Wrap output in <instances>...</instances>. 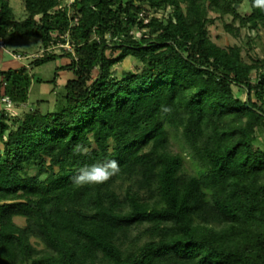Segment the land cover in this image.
<instances>
[{
    "label": "trees",
    "instance_id": "16d2710c",
    "mask_svg": "<svg viewBox=\"0 0 264 264\" xmlns=\"http://www.w3.org/2000/svg\"><path fill=\"white\" fill-rule=\"evenodd\" d=\"M240 3L24 0L18 19L0 0V40L37 38L45 52L0 69V264H264V56L246 61L208 30L210 12L232 14L235 35L264 22L254 0L247 16ZM60 57L64 103L11 119L3 97L20 111L33 67ZM128 57L142 69L118 78ZM109 160L121 170L106 183L73 182Z\"/></svg>",
    "mask_w": 264,
    "mask_h": 264
},
{
    "label": "rangeland",
    "instance_id": "374dc122",
    "mask_svg": "<svg viewBox=\"0 0 264 264\" xmlns=\"http://www.w3.org/2000/svg\"><path fill=\"white\" fill-rule=\"evenodd\" d=\"M72 0H67L71 3ZM12 8L14 9L17 18L23 19L25 17L24 0H10ZM168 8L165 11L159 12L158 17L167 16L170 13ZM238 13L242 16H247L251 10L248 0H241L240 5L237 7ZM209 16L212 22L208 25L210 38L222 47H229L233 45H239L242 48V55L246 61L251 62V58H258L264 56V22L259 23L255 28L249 26L239 28V34L235 35L227 30L226 24H232L238 28L240 23L234 18L232 14H227L222 17H218L217 14L210 12ZM62 47L55 45L51 48V51L56 54L62 53ZM44 46L42 42L37 38H25L16 37L13 40H6L4 45L0 46V69L17 68L21 65L28 66L36 57L44 54ZM110 54V51L108 52ZM14 54H20L23 56L21 60H15ZM17 57H19L17 55ZM67 59L57 58L56 60L49 61L41 66H34L32 70L33 81L30 87L29 98L27 103L22 106L20 111L9 109L11 119L21 116L23 111L28 109L40 108L44 113L54 111L64 103V85L65 83H59L53 81L56 73V69L60 64H66ZM115 74L118 78L122 77V74L126 71H139L142 69L140 61L133 57L126 58L123 62L114 66ZM61 75L60 82L64 80V76L68 79L71 74L68 70H60ZM252 77L255 78V71L252 72ZM236 94L242 99H246L245 89H238L233 87ZM171 148L174 152H183L184 142L172 136ZM256 144L264 149V129L258 130V138ZM184 153V152H183ZM185 168L189 172H196L197 165L193 162L189 155L185 154ZM36 170L32 169L31 173ZM45 174L42 175V178ZM16 223L23 225L24 219L21 217L15 218Z\"/></svg>",
    "mask_w": 264,
    "mask_h": 264
},
{
    "label": "clouds",
    "instance_id": "9594fccd",
    "mask_svg": "<svg viewBox=\"0 0 264 264\" xmlns=\"http://www.w3.org/2000/svg\"><path fill=\"white\" fill-rule=\"evenodd\" d=\"M254 6L264 10V0H254ZM162 111L168 112L169 109L162 106ZM89 149L82 145H77V153H87ZM119 163L116 160H109L105 163L92 164L82 167L78 175L73 177V182L78 186L99 185L106 183L113 176L120 172Z\"/></svg>",
    "mask_w": 264,
    "mask_h": 264
},
{
    "label": "crops",
    "instance_id": "0c3cea01",
    "mask_svg": "<svg viewBox=\"0 0 264 264\" xmlns=\"http://www.w3.org/2000/svg\"><path fill=\"white\" fill-rule=\"evenodd\" d=\"M17 55L19 56V57H17ZM14 54V59L15 60H21L22 58H23V56H21L20 54ZM59 59V58H58ZM0 61H1V59H0ZM62 64H60V66H61ZM22 66V65H21ZM28 66H30V64L28 65ZM59 67V66H58ZM2 69V68H1ZM66 77L67 76H64V80L62 81V82H60V79H61V75H60V73H58V78L56 79V81H58V83H56L57 85H60L61 83H65L66 81H67V79H66ZM60 83V84H59Z\"/></svg>",
    "mask_w": 264,
    "mask_h": 264
},
{
    "label": "built area",
    "instance_id": "2783aa9c",
    "mask_svg": "<svg viewBox=\"0 0 264 264\" xmlns=\"http://www.w3.org/2000/svg\"><path fill=\"white\" fill-rule=\"evenodd\" d=\"M4 44H5L4 43V40H0V46L1 45H4ZM2 101L5 103V105H6V107L8 109H11L13 103H12V100L8 96H4L3 99H2Z\"/></svg>",
    "mask_w": 264,
    "mask_h": 264
}]
</instances>
